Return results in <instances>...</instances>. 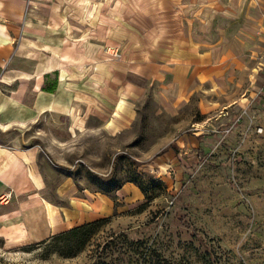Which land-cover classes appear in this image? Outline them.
I'll list each match as a JSON object with an SVG mask.
<instances>
[{"label":"crops","instance_id":"0c3cea01","mask_svg":"<svg viewBox=\"0 0 264 264\" xmlns=\"http://www.w3.org/2000/svg\"><path fill=\"white\" fill-rule=\"evenodd\" d=\"M102 1L0 0V254L112 213L108 192L81 186L69 173L50 180L53 167H42V159L58 162L82 132L130 128L148 93L172 109L196 91L207 96L210 87L247 76L249 87L230 94L224 113H241L258 93L264 0H173L174 8L161 11L169 13L166 25L136 27L153 39L119 56L112 35L128 33V17L114 20L110 9H97ZM219 16L238 25L221 24ZM50 117L58 122L48 125ZM33 128L41 130L40 142L32 140ZM175 158L169 151L156 163Z\"/></svg>","mask_w":264,"mask_h":264},{"label":"rangeland","instance_id":"374dc122","mask_svg":"<svg viewBox=\"0 0 264 264\" xmlns=\"http://www.w3.org/2000/svg\"><path fill=\"white\" fill-rule=\"evenodd\" d=\"M172 1L97 3L98 10L110 9L114 20L121 14L128 17V33L112 35L120 44L114 53L119 56L127 47L133 52L137 41L147 45L153 35L136 32V27L166 25L169 13L161 11L174 8ZM217 19L238 25L223 16ZM261 79L257 95L241 113L223 110L233 91L249 87L247 76L227 79L225 89L210 87L207 96L196 91L172 109L148 93L130 128L117 134L86 130L74 139L75 146L63 147L58 162L42 159V167H53L50 180L61 172L72 174L81 186L108 192L115 208L93 226L50 237L26 251L0 254L1 263L264 264ZM58 120L67 124V119ZM57 122L51 118L48 125ZM44 131L51 136L49 126ZM40 132L32 129L33 141L40 142ZM169 151L176 154L173 163L157 164ZM131 179L143 189L129 184Z\"/></svg>","mask_w":264,"mask_h":264},{"label":"trees","instance_id":"16d2710c","mask_svg":"<svg viewBox=\"0 0 264 264\" xmlns=\"http://www.w3.org/2000/svg\"><path fill=\"white\" fill-rule=\"evenodd\" d=\"M130 181L135 182V183H136L141 189H143L142 185H141L140 183H138L136 180H132V179H131ZM96 223H97V220H93V221H90V222H86V223H83V224H81V225L75 226V227H73V228H71V229H69V230H67V231H64V232H62V233L56 234V235H54V236H59V235H61V234H63V233H66V232H78V231L82 230L83 228H87V227H89V226H93V225H95ZM54 236H52V237H54ZM41 243H42V242H41ZM0 264H2L1 261H0Z\"/></svg>","mask_w":264,"mask_h":264},{"label":"built area","instance_id":"2783aa9c","mask_svg":"<svg viewBox=\"0 0 264 264\" xmlns=\"http://www.w3.org/2000/svg\"><path fill=\"white\" fill-rule=\"evenodd\" d=\"M258 130H262V128H259ZM11 196V193H6L2 196L3 199L9 198Z\"/></svg>","mask_w":264,"mask_h":264}]
</instances>
